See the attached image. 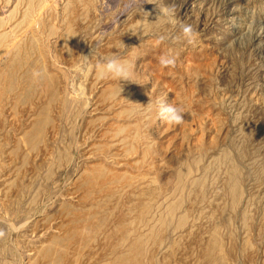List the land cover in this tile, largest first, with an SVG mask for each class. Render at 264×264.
Returning a JSON list of instances; mask_svg holds the SVG:
<instances>
[{
	"label": "bare ground",
	"instance_id": "obj_1",
	"mask_svg": "<svg viewBox=\"0 0 264 264\" xmlns=\"http://www.w3.org/2000/svg\"><path fill=\"white\" fill-rule=\"evenodd\" d=\"M48 1L49 0H41L39 2L40 4H38V8L34 3L32 4L31 2H28L29 6L27 4L28 7H25L19 16L17 8L20 5L16 6L15 4L16 8L13 9L14 11H11L12 14L9 13V16H11L10 18L6 17L8 18L6 20L4 17H0V105L3 106V113L1 114H6L7 116L5 120H3L4 118L2 119L3 115L2 117L0 116V125H5L8 130L11 129L14 131V134L18 131L23 134L29 133L34 128L37 129V125L44 127L48 126L50 131H52V135L55 136L56 131L59 128L66 125V122L67 124L71 122L70 125H72L73 129L71 128L72 130L70 131L75 133L73 135L71 132L74 136V147L71 148V146H69L73 151L72 159L78 157V150L79 155L84 157L81 179H85V177H87L89 179L91 178V181L88 185L84 186V184L80 183V179L75 178L72 182H70L69 189L64 190L62 188L63 181H55L53 178L54 176L51 175V180H54L53 185L55 187L46 193L47 195L45 200L41 202V204L34 203L38 198L37 196V198H33L32 201L29 202V206H27V208L22 206V202L19 198V196H21V185L18 184V182L8 181L5 183L3 188L0 189V221H4V223L12 230L10 225L19 227L22 224L26 227L28 221L31 218H34L31 224L32 235L39 242L37 245L35 244L31 247L25 244V247L29 252L26 264H217L216 257L218 255L217 253L219 248L221 247L220 240L222 242L220 234L221 231L219 228L220 222H218L217 219V221H214L213 219V226L210 234L201 237L199 235L200 232L196 229L188 227V223L186 224V214L181 211L184 206L182 204L183 200H168V198L170 199L171 193L168 195L169 197L161 196L159 192H162L163 187H161L162 189L159 188L157 186L158 184H156V175H151V173H156L162 170L161 166L163 165L161 164L164 163L162 161H159V163L155 161L159 156V145L162 146L164 141H178L177 135H180L176 134L174 137L175 133H173L177 130L179 125H168L161 121L159 116L160 104L170 103L183 108L184 116L188 119H192L190 120L191 125L192 121L195 125H201L200 122H203L204 120H202V115L207 116L206 120L209 124H215V118L210 109L207 105H202L197 98H195V94L197 93L187 95V89H185L183 87L184 84H182V75L177 76L176 79L174 78L175 80H164L160 79V76H157L156 79H150L149 77L146 78L144 74H141L143 61L140 62L139 60H134L137 49L149 50L150 53H152V50L157 49L155 45H153L154 43L151 42L154 38H150L152 39L151 41H149V38L145 39V34L139 30L137 31L134 27L133 29L126 27L128 31H126V29L125 32L122 30L121 32L116 31L117 34L114 32L106 34L103 46L100 49L103 59L106 57H119L122 59L124 57L120 56L124 47H126L125 50L127 51L125 58L127 60H122L127 61L130 65L133 72L134 82L119 81L111 78L110 76H99L96 71V64L99 61L92 60L94 65L88 66L89 59L87 61L85 60L84 53H82V50H80L77 45H74L75 47H73V50L71 45L70 47H67L69 49L71 48V50L70 54L66 55V52L64 53L62 50V46H65L67 42L64 43V45L61 44V48L59 44L61 40L56 41L55 47L52 41L43 43L44 35L41 32V27L46 25V19L42 16L44 9H49L51 16L53 15V10L50 9V1ZM55 5H57V3H55ZM189 6L188 3L184 5L187 10ZM55 12L56 11H54V13ZM51 18H53V16ZM51 18L49 17L50 20ZM77 18L79 17L77 16ZM90 19L92 18L90 17ZM50 20L48 23L53 24ZM148 21H146L145 27L147 26ZM91 22L93 23V21ZM135 26L138 25L136 24ZM150 26L152 25L150 24ZM72 27H75V25ZM53 29H56L55 25ZM47 35L50 37L49 34ZM94 37H96V35ZM121 37L125 39V41H128L127 44L125 42L121 43V41L118 40ZM90 40L92 39H89V42ZM94 40L95 39L93 38L91 42ZM155 40L157 39H154L153 41ZM121 44L124 47L120 46ZM37 45L38 47L40 46L42 54L47 57L46 66L48 65L47 67H49L52 84H44L40 87L38 92L35 93V97H32L33 99L30 101L29 105H23L22 107L19 106V108H15V104L12 105V97L5 94L3 87L5 83L9 84L13 81V78H11L10 75H12L11 71L14 70L13 68L16 66V62H18L15 61L17 57H20V55L26 51L29 52L30 47L33 48ZM52 46L54 47V52ZM164 47L166 46L164 45L163 48ZM67 53H69V51ZM142 53L141 56H144ZM163 54L166 55V53ZM87 56L91 59V54ZM151 56L152 54L149 57ZM94 59H96V57ZM148 59L150 62L154 60L153 58ZM191 63L197 64L195 62ZM67 64L71 65V67L73 66L75 72H79L83 65H87L86 73H82L80 71L82 74V81L79 84L80 87L77 88L74 86L72 89L69 88L64 75V68H66ZM154 66L158 69L157 71L159 75H166V67H161L158 63V59L155 60ZM198 67H200V65ZM171 70L174 71L172 68ZM176 72L179 73L177 70ZM185 75L187 78H192L193 76L191 75V71H188V68L185 71ZM195 77L196 76L193 78ZM198 78L199 76L196 80ZM193 91H196L195 88ZM81 92L84 99H75L74 97ZM68 95L71 96V98L68 99ZM16 109H18L17 114L15 113L17 111ZM70 111L71 114H69ZM43 115L45 119H41ZM218 121L219 120L217 119V124ZM187 122L189 124L188 120ZM208 123L206 124L209 125ZM185 125L187 126V123H185ZM185 128L186 127H184V129ZM50 131L48 130L47 133ZM188 131L190 130L188 129ZM202 132L203 131H201V133ZM187 133L189 134V132ZM29 135H31V133ZM32 135L33 137L30 138V141H24L26 142V144H24L26 148H23L24 150L22 149L23 151H21L20 155V152L18 151L20 147H16L15 144V149L8 155V166L10 167V164H12L13 170L11 171H14L16 174H18L21 170V168L16 166V164L14 165L15 161H18V157L21 158L20 160L23 163L28 162L31 166H33V168H35V166L39 165V162H43L44 158L46 159L49 155V142L42 141L43 143L38 145V141H36V139L37 137L39 138L40 133H32ZM35 137L36 139L34 140L33 138ZM194 137L196 138L195 141L190 143L186 142V144L188 143L187 147H189L191 143H194L193 145H198L200 143L201 135H197V137L194 135ZM187 139L186 135L185 139H179L180 142L178 143L182 145V148L185 141H190ZM36 145H38V147ZM178 148L181 150V146L176 147V149ZM165 150L169 151L170 149L168 150L167 148ZM181 152L183 153V150H181ZM171 154L174 153L171 152ZM162 156L166 159L165 154ZM171 162L173 163V161ZM68 163L70 164L71 162ZM65 165H67V163ZM173 166L174 165L171 164V167ZM183 168L184 167L182 166V168L175 170L176 179L178 180V184H180H177L176 186L178 188H182V192L191 177L189 171L188 174H185V170ZM171 172L174 171L171 170ZM6 177L7 175L5 178ZM183 182L184 184L181 187ZM175 183L177 182L175 181ZM191 185L193 186V184ZM40 189L44 190V188ZM232 189L234 197H237L238 193L242 192H239V187L236 184L233 185ZM197 191H199V189ZM55 194L58 197L59 206L52 212L56 201L54 199ZM179 195L177 198H179ZM104 197H106L105 199H107L106 201L108 202L107 207L103 208L104 213L102 218L99 219L95 216L98 219H94L90 214V211L93 210H90L89 205L91 206L94 199H102ZM172 197L173 196H171V198ZM195 197L196 195L194 198ZM203 197L205 196H202V198ZM190 199L192 202L193 198L191 197ZM15 201H17L18 204H16ZM102 202H104V200ZM190 205H192V203ZM96 207L101 208L99 206ZM117 208L119 210H117ZM231 210L234 209L231 208ZM21 212L22 214L20 215ZM96 212L98 213V211ZM186 213L188 216L187 210ZM189 214H191L190 211ZM154 216L157 217L156 222L153 220ZM229 216L232 217L230 214ZM217 217L218 216L216 215V218ZM221 217V223L226 224L229 222V217L226 213H224ZM23 220L24 223H19ZM174 220L176 224H172V221ZM199 225H197V227ZM6 235H0V248L5 251V254H8V252L11 251L10 242L12 239L11 236ZM25 235V230L20 229L18 236L24 237ZM12 246L14 247L15 245L12 244ZM14 248L20 251L17 244ZM16 254L17 253L13 255ZM9 262L12 264V261ZM0 264H8L7 258L2 256L1 251Z\"/></svg>",
	"mask_w": 264,
	"mask_h": 264
},
{
	"label": "rangeland",
	"instance_id": "obj_2",
	"mask_svg": "<svg viewBox=\"0 0 264 264\" xmlns=\"http://www.w3.org/2000/svg\"><path fill=\"white\" fill-rule=\"evenodd\" d=\"M40 1L41 0H0V17H4L6 20L10 18L11 16H9V13L12 14L11 11L15 9L17 5H20L17 8V11H19V16L22 10L29 6L28 2H31L32 4L34 3L38 8ZM49 1L50 9L53 10V18H51L52 16L49 9L46 10L45 8L42 16L46 19V25L41 27V32L44 35L43 43L52 41L55 47L56 41L61 40L59 43L60 48L61 44L64 45L66 42L67 44L69 43L68 45L65 44V46H62V50L64 53L66 52V55L70 54L71 48H67L70 47V45L72 50L73 47H75L74 45H77L85 56L90 55L92 49L95 48L96 55L93 57V59L91 58L88 60V66L94 65L92 60L99 61L100 63L104 61L100 49L103 46L104 38L106 37L105 35L108 33L114 32L117 34V32H121L122 30L125 32L127 29L126 27L131 29L134 27L137 31L139 30L145 34V39H157L155 41H153L154 39L149 40H152L151 42L154 43L153 45H155L157 49L152 50V53H150L149 50L137 49L136 51L134 60H139L140 62L143 61L141 66V74H144L146 78L149 77L150 79H156L157 76H160V79L164 80H175L177 76L182 75V84H184L183 87L187 89V95L197 93L195 94V98H197V100L202 105H207L215 118V124H209L206 120L207 116L202 115L204 117H202V120H204L203 122H200L202 125L201 126L193 124V121L191 122V125L190 120L192 119H188L184 116V122L178 126L176 130L177 132H173L175 133L174 137L176 134H180L177 135L178 141H164L162 146L159 145V156L155 161L158 163L159 161H162L164 163L161 164L163 165L161 166L162 170L156 173H151L152 176L156 175L155 179H157V186L159 188L163 187L162 192H159V194H161V196L167 197L171 193L170 199L168 198V200H183L182 204L184 206L182 207L181 205V211L186 214V224L188 223V227L196 229L198 232H200L199 235L201 237L210 234L213 226V219L214 221L218 220V222H220L219 228L221 231L220 234L222 237V242L220 240L221 247L219 248L217 253L218 255L216 257L217 264H264V0ZM55 3H57V5H55ZM186 3H188V6L190 5L188 10L184 7ZM156 4H158L160 7L166 6L174 8L173 10H170V15L175 18L176 23H170L169 18L163 15L158 17L159 9ZM54 11L56 12L54 13ZM70 13L73 15V17ZM77 16L80 18V20L77 18ZM90 17L92 19H90ZM49 20L50 22H53V24L48 23ZM90 20L93 21V23ZM145 20H150L147 22L146 27ZM134 21L138 26H135L136 24ZM150 24L152 26H150ZM181 24L192 26V29L195 33V39L193 43L189 44L183 36L182 32L180 31ZM52 25L53 28L55 25L56 29H53ZM74 25L75 27H72ZM126 31H128V29ZM47 34L52 35L49 37ZM95 35L96 37H94ZM160 35H164L166 37V41L162 42L164 44H158V42H156L158 41V37ZM93 38L95 40L91 42ZM89 39H92L90 40L92 44L89 42ZM118 40H120L121 43L125 42L127 44L128 42L122 37ZM71 42L75 44H72ZM162 45H165L167 48H163ZM120 46L123 45L121 44ZM34 47H30L29 52L26 51L20 55V57H17L15 61L18 62H16L17 64L13 68L15 71L12 70L14 72L11 71L12 75H10L11 78H13V81L9 84L5 83L3 87L5 94H8L12 97V105L15 104V108H19V106L22 107L23 105H29L30 101L35 97V93L38 92L40 87H42L44 84H52L49 67H47L48 65L46 66L47 57L42 54L40 46L38 47L37 45ZM54 47L52 46L53 52ZM65 48L67 49L64 50ZM125 49L126 47H124L120 57H124L122 59L127 60L125 58L127 50ZM68 51L69 53H67ZM141 53L144 56H141ZM163 53L175 58L174 68L173 66L166 67L165 71L167 72H165L166 75L164 76L159 75L157 71L158 69L154 66L155 60L161 55H165ZM151 54L152 56L149 57ZM95 57L96 59H94ZM148 58H153L154 60L150 62ZM199 61L201 63L203 61L202 66L204 65V68L201 66ZM191 62H195L197 64ZM198 64L201 68L198 67ZM167 68H170V71ZM171 68L174 71H172ZM187 68L188 71H191V75H193L192 78L186 77L185 71ZM64 70L66 72V74L64 72L65 79L67 80L69 88L72 89L74 86L77 88L80 87L79 84L82 81L81 72H75L73 66L71 67V65L68 64ZM176 70L179 73H177ZM33 71H39L41 76L39 78H34ZM194 76L196 77L193 78ZM198 76L199 78L196 80ZM194 88L196 91H193ZM67 98L69 99L71 96L68 95ZM2 108L3 106L0 105V116L2 117L3 115L2 119L4 118L3 120H5L7 116L6 114H1L3 113ZM16 110L17 111L15 113L17 114L18 109ZM69 114H71V111ZM41 119H45L44 115L41 117ZM217 119L219 120L218 124ZM187 120L189 121V124ZM185 123H187V126ZM70 124L71 122L68 124L66 122V125H63L56 131L55 136L52 135V131H50L48 126L44 127L37 125V129L32 128L33 130H31L29 133L23 134L18 131L14 134V131L11 129L8 130L5 125H0V189L3 188L5 183L8 181L18 182V184L21 185V196H19V198L22 202V206L27 208V206H29V202H31L33 198H37V196L38 198L40 196V198H37L36 202L34 203L41 204V202L45 200L47 195L46 193L55 187L53 185L54 180H51V175L54 176L53 178L55 181H63L62 188L64 190L69 189L70 182H72V180L75 178L80 179V183L84 184V186L88 185L91 181V178L89 179L85 177L86 180L83 178L81 179L83 170L82 168L84 166V157L79 155L77 150L78 157L72 159L73 151L71 148L74 147L73 135L75 133L70 131L73 129L72 125ZM184 127L186 128L184 129ZM188 129L190 131H188ZM48 130L50 131L49 133H47ZM201 131L203 132L201 133ZM37 132L38 134L40 133V136L38 135L39 138L35 135L37 139L36 137L33 139L38 141V145L44 141H48L49 146L51 147V149L49 147V155L46 159L44 158L43 162H39V165L35 166V168H33V166H31L28 162L23 163L20 160L21 158L18 157V161L16 160L14 165L16 164L18 168H21V170L18 172V174H16L14 171H11L13 170L12 164H10V167L8 166V155L15 149V145L16 147H20L18 150L20 155L21 151L24 150L23 148H26L24 146L26 142L24 141H30V138L33 137L32 133ZM187 132H189L191 138ZM30 133L31 135H29ZM185 135L186 139L188 138L190 140L185 142L183 141L185 144L186 142L190 143L195 141L196 138L194 135L196 137L197 135H201V140L198 144L199 146L193 145L194 143H191L190 146L187 147L188 143L186 146L182 143V148V145L178 142H180L179 139H185ZM181 136L183 137L180 138ZM38 145L36 146L38 147ZM69 146H71V148ZM180 146L181 150H183V153L181 152L180 148L176 149V147ZM164 148H168V150H170L167 151ZM171 152L175 155L171 154ZM163 154H165L166 159L163 158ZM67 161L71 163L69 164ZM171 161H173V163ZM66 163L67 165H65ZM171 164L174 165V168L171 167ZM182 166L184 167L183 169L185 170V174H188L189 171L191 176L185 189L183 187V192L181 190L182 188H178L176 186L178 184V180L176 179L175 173V170L182 168ZM171 170L174 172H171ZM6 175L7 177L5 178ZM25 181L28 182L26 183ZM175 181L177 183H175ZM183 184L184 182L181 184V187ZM191 184H193V186ZM234 184L239 187V192L242 191L238 193L237 197H234L233 194L232 187ZM40 188H44V190ZM198 189L199 191H197ZM56 194L54 198L56 201L52 212L59 206V201ZM178 195L179 198H177ZM195 195L196 199L194 198ZM171 196L175 197L171 198ZM202 196L205 197L202 198ZM191 197L193 198L192 202L190 199ZM105 198L106 197L102 199L96 198L94 199L91 206L89 205L90 210H93L90 211V214L94 219L96 217L99 219L102 218L104 213L103 208H106L108 203L106 201L107 199ZM103 200L104 202H102ZM15 203L18 204L17 201H15ZM189 203H192V205ZM231 208L234 210H231ZM117 210L119 209L117 208ZM186 210L188 212V216ZM96 211H98V213ZM189 211L191 214H189ZM224 213L228 215L230 225L229 222H227L228 224L221 223V216ZM21 214L22 212L20 215ZM215 214L218 216L217 218ZM229 214L232 215V217L229 216ZM33 219L34 218H31L28 221L26 227L21 228L26 232L24 237L18 236L19 231L11 230L7 224L4 223V221H0V232H2L3 235L7 234L6 236H11L12 239L10 242L11 251H9L8 254H5V251L1 250L0 248L2 256L7 258L8 264H11L9 261H12V264H26L29 252L27 251L25 244L31 247L32 245H37L39 242L32 235L31 224ZM153 220L156 222L157 217L154 216ZM172 222V224H176L175 220ZM19 223H24V220ZM197 225L200 227H197ZM12 244L15 246L17 244L20 251L16 250L14 248L15 246L13 247ZM13 252L17 254L13 255L15 254Z\"/></svg>",
	"mask_w": 264,
	"mask_h": 264
},
{
	"label": "clouds",
	"instance_id": "obj_3",
	"mask_svg": "<svg viewBox=\"0 0 264 264\" xmlns=\"http://www.w3.org/2000/svg\"><path fill=\"white\" fill-rule=\"evenodd\" d=\"M159 12L158 17L160 15H163L165 17L169 18V22L175 24L176 20L174 17L170 15V10H173L174 8L170 7H160L158 4ZM180 31L182 32L183 36L187 40L189 44L194 42L195 39V33L192 29L191 25L187 24H181L180 25ZM166 37L164 35H160L158 37V43L164 42ZM96 55L95 48L92 49L91 52V58H93ZM90 59L88 56H85V60L87 61ZM158 63L161 67H169L175 65V58L170 55H161L158 58ZM80 71L82 73H86L87 71V65H83L80 68ZM96 71L97 74L101 77H108L110 76L113 79H117L119 81H133V72L130 67V65L127 63V61L120 59L119 57H106L104 58L103 63L98 62L96 64ZM41 76V73L39 71H33V77L39 78ZM77 100H83L84 96L81 93H78L75 97ZM159 116L161 121L168 125H181L184 122V110L181 107L175 106L170 103H161L159 108ZM13 231H19L21 228L24 227V225H20L19 227L10 225ZM0 235H3L2 232H0Z\"/></svg>",
	"mask_w": 264,
	"mask_h": 264
}]
</instances>
